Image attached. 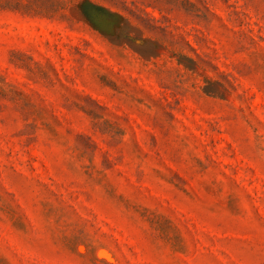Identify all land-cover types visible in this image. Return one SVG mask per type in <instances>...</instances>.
<instances>
[{"label": "rangeland", "instance_id": "1", "mask_svg": "<svg viewBox=\"0 0 264 264\" xmlns=\"http://www.w3.org/2000/svg\"><path fill=\"white\" fill-rule=\"evenodd\" d=\"M94 1L0 0V264H264V0Z\"/></svg>", "mask_w": 264, "mask_h": 264}, {"label": "trees", "instance_id": "2", "mask_svg": "<svg viewBox=\"0 0 264 264\" xmlns=\"http://www.w3.org/2000/svg\"><path fill=\"white\" fill-rule=\"evenodd\" d=\"M78 1L82 3L83 14L88 18L94 17L96 15L97 16H111L112 15V13H110L109 8L103 5L102 3H98L94 0H78ZM102 1H108L109 3H112V1H109V0H102ZM208 11L210 12V10Z\"/></svg>", "mask_w": 264, "mask_h": 264}]
</instances>
